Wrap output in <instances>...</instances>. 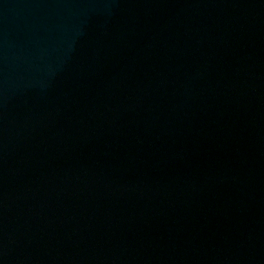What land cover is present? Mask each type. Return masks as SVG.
Segmentation results:
<instances>
[{"label": "water", "instance_id": "1", "mask_svg": "<svg viewBox=\"0 0 264 264\" xmlns=\"http://www.w3.org/2000/svg\"><path fill=\"white\" fill-rule=\"evenodd\" d=\"M0 264H264V0H0Z\"/></svg>", "mask_w": 264, "mask_h": 264}]
</instances>
